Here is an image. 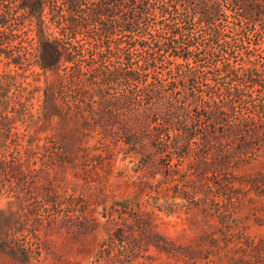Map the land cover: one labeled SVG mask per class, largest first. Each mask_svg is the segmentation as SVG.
<instances>
[{"label": "trees", "instance_id": "trees-1", "mask_svg": "<svg viewBox=\"0 0 264 264\" xmlns=\"http://www.w3.org/2000/svg\"><path fill=\"white\" fill-rule=\"evenodd\" d=\"M228 1L237 10H244L245 19L264 20V0ZM195 14L200 15L199 24L213 27L222 17L221 4L212 0H0V61L9 68L0 75V193L4 190L14 198L22 188L29 194L37 184V175L27 163L31 157H46L40 173L48 178L49 166L56 167L44 187L51 209L75 219L78 235H86L96 232L100 219L112 223L126 208L127 200H116L112 186L97 180L98 171H109L123 153L143 155L152 136L159 140L160 153L172 147L182 157L188 153L190 138L197 135L203 117L208 124L199 131L204 136L200 146L205 153L223 152L221 137L234 145L238 137L235 152H245L250 139H259L264 127L247 116L220 129L226 116L225 102L208 113L195 107V120L190 124L185 121L182 127L176 126L178 121L165 118L172 93L161 96L164 90L181 87L179 91L188 92L191 104H205L195 93L202 92L195 86L201 77L191 74L189 65H184L187 74L179 67L195 54V38L188 35ZM211 31L216 42L221 33L217 27ZM31 68L37 70L29 74L34 76L32 82L17 83V77L22 76L18 70ZM163 70L173 80L171 84L165 85L166 79H161ZM229 72L237 74L235 68ZM262 74L255 68L245 70V86L229 87L224 92L229 104L232 97L247 95L246 84L256 83ZM35 93L41 96L33 114L28 103ZM255 108L247 113L262 114L264 103ZM228 109L234 112V108ZM27 117L29 129L53 122L42 144L35 143L32 135L16 131V124ZM172 129L177 131L173 136L169 133ZM74 161L80 165V174L68 180L64 172ZM55 220L52 217L51 225ZM117 233L120 231L108 233L101 246L107 256ZM22 252L27 259L28 252Z\"/></svg>", "mask_w": 264, "mask_h": 264}, {"label": "rangeland", "instance_id": "rangeland-1", "mask_svg": "<svg viewBox=\"0 0 264 264\" xmlns=\"http://www.w3.org/2000/svg\"><path fill=\"white\" fill-rule=\"evenodd\" d=\"M212 1L221 4L222 17L213 23L221 35L215 42L213 27L199 24L200 15L195 14L188 32L195 38V54L185 64L179 61L185 74L184 65H189L191 74L201 77L195 86L201 87L202 92L195 93L205 104H191V98L186 97L188 92L179 91L181 87L172 92L164 90L161 96L172 93L165 118L178 121L176 126L182 127L195 120L197 108L208 113L225 102L226 116L220 129L236 125L247 116H252V123L264 127V112L247 113L264 103V74L256 78V83L246 84L250 98L232 97L229 104V98L224 97L229 87L245 86V70L255 68L264 73V20L245 19L244 10L230 6L228 0ZM178 22L181 24V20ZM207 53L217 56L208 57ZM228 68H235L236 76ZM8 70L0 61V75ZM32 71L37 72L34 68L18 70L22 76L17 77V83L32 82ZM166 71L161 72L165 85L173 81ZM187 84L190 90L192 84ZM178 91L181 93L176 94ZM38 96L41 93H35L28 103L30 113L36 111ZM228 108H234V112ZM165 110L162 108L161 112ZM27 123L28 117L19 121L16 131L19 135H32L38 144L53 127V122H43L29 129ZM206 124L202 117L198 133L190 138L189 151L182 157L172 147L160 153L159 140L152 136L146 141L144 156L123 153L109 171H98L97 180L112 186L116 200H127L126 208L112 223L100 219L96 232L86 235H78L75 219H69L64 211L56 214L51 209L44 187L56 167L49 166L51 175L47 173V178L40 173L47 158L31 157L27 164L37 175V184L30 193L21 188L15 193L18 199L9 198L4 190L0 193V264H264V131H260L259 139H250V146L241 154L235 152V145L240 143L238 137L235 145L221 137L223 152L212 154L200 146L204 136L199 130ZM169 133L173 136L177 131L172 129ZM79 172L80 165L74 161L64 173L69 180ZM52 217L56 219L53 225ZM53 227L57 230L53 231ZM116 230L120 233L107 256L101 246L108 233ZM22 251L28 252L27 259Z\"/></svg>", "mask_w": 264, "mask_h": 264}]
</instances>
